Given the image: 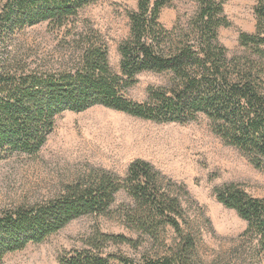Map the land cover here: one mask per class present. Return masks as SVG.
I'll use <instances>...</instances> for the list:
<instances>
[{"label": "trees", "instance_id": "16d2710c", "mask_svg": "<svg viewBox=\"0 0 264 264\" xmlns=\"http://www.w3.org/2000/svg\"><path fill=\"white\" fill-rule=\"evenodd\" d=\"M95 1L0 0V158L37 154L57 115L102 105L157 123L187 124L205 116L215 134L264 170V63L253 59L264 60V0H257L255 33L240 35L244 56L230 57L218 40L219 28L230 24L225 0H197V13L179 34L159 21L172 0H138L137 11L129 13L130 34L119 44L120 73L111 68L107 43L92 29L73 40L78 54L66 70L30 68L8 51L19 31L43 22L63 27ZM147 71L169 74L170 81L149 86L146 101L129 98L127 89ZM164 178L139 158L123 177L98 170L58 197L0 211V264L7 254L44 242L78 218L108 215L120 191L133 200L122 218L138 235L96 229L84 248L64 252L60 264H197L196 240L182 226L187 220L181 197L173 184L164 185ZM216 196L247 222L246 235L264 251V197L236 183L218 187ZM167 226L177 243L164 255L137 258L106 250L115 244L137 251L144 236L160 240Z\"/></svg>", "mask_w": 264, "mask_h": 264}, {"label": "rangeland", "instance_id": "374dc122", "mask_svg": "<svg viewBox=\"0 0 264 264\" xmlns=\"http://www.w3.org/2000/svg\"><path fill=\"white\" fill-rule=\"evenodd\" d=\"M257 3L225 0L224 13L230 24L219 28L218 40L230 57L247 54L239 38L241 33H255ZM198 7L197 0H172L160 11L159 21L179 34ZM137 9L138 0H96L63 27L43 22L19 31L8 51L30 68L66 70L75 65L78 54L73 40L92 29L107 43L111 68L120 73L119 44L130 34L129 13ZM253 59L264 63L257 56ZM169 81V74L147 71L126 93L135 101H146L149 86H165ZM139 158L150 162L165 177L164 185L173 184L180 195L187 220L182 226L196 240L197 264H264V251H258L250 234L246 235L247 222L216 196L218 187L236 183L249 194L264 197V170L215 134L205 116L179 124L157 123L102 105L81 112L64 111L56 116L53 131L37 154L15 153L0 158V211L58 197L98 170L123 177L129 164ZM132 202L120 191L108 215L78 218L44 242L7 254L1 264H60L64 252L84 248L86 238L96 229L137 236L122 218ZM144 239L137 251L115 244L106 250L141 258L164 255L177 243L170 226L162 231L160 240Z\"/></svg>", "mask_w": 264, "mask_h": 264}]
</instances>
